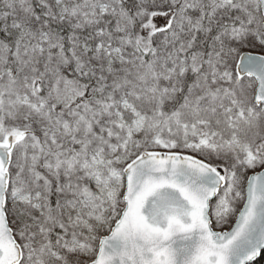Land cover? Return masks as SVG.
<instances>
[{
	"label": "snow or ice",
	"instance_id": "obj_1",
	"mask_svg": "<svg viewBox=\"0 0 264 264\" xmlns=\"http://www.w3.org/2000/svg\"><path fill=\"white\" fill-rule=\"evenodd\" d=\"M0 264H264V0H0Z\"/></svg>",
	"mask_w": 264,
	"mask_h": 264
}]
</instances>
